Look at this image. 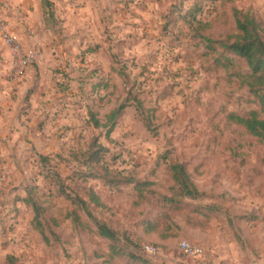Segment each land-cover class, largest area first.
<instances>
[{
  "label": "rangeland",
  "instance_id": "obj_1",
  "mask_svg": "<svg viewBox=\"0 0 264 264\" xmlns=\"http://www.w3.org/2000/svg\"><path fill=\"white\" fill-rule=\"evenodd\" d=\"M1 6L9 29L19 18L35 24L26 47L36 45L41 61L9 81L0 41V264H199L180 253L182 240L202 247L210 264H264V141L227 121L258 107L230 76L244 64L234 58L223 68L226 53L203 43L235 35V10L264 24V0ZM171 164L183 166L198 198L161 200L178 189ZM134 182L152 194L139 199ZM89 190L103 205L92 215L118 242L98 238L67 200ZM149 223L157 230L146 231Z\"/></svg>",
  "mask_w": 264,
  "mask_h": 264
},
{
  "label": "trees",
  "instance_id": "obj_2",
  "mask_svg": "<svg viewBox=\"0 0 264 264\" xmlns=\"http://www.w3.org/2000/svg\"><path fill=\"white\" fill-rule=\"evenodd\" d=\"M233 17L235 21V35L228 37L227 41L217 42L203 37V43L209 52H215V48L213 47L215 43L226 53V55L221 54L217 59V62L221 63L223 68L229 69L232 67L234 58L240 60L244 64L246 68L245 72L241 73L240 71H236L230 76L239 81L240 87L248 90L249 95L257 104L258 109L249 110L242 114L229 113L227 121L230 124L243 129L250 136L260 141H264V24L257 22L247 13H242L237 10L233 11ZM137 104L139 105L138 108L141 109V103L137 101ZM123 109L124 105L111 115L112 118H115V116H117V114ZM91 120L95 128L101 127L99 121L92 115ZM145 126L148 128L149 124H145ZM103 151H105V149L98 146L90 156V162L95 163L96 165L99 164L102 159L99 154ZM169 171L171 178L178 189L174 191V195L172 197H162V201H165L166 203H177L183 198L196 199L200 196L191 184L190 179L182 165L171 164ZM86 177H88V175H86ZM117 184L118 183L112 182L113 187H116ZM133 184L134 190L136 191L139 199L144 198L145 192H151L150 194H152V191L147 188V183L134 182ZM67 200H69L70 204L79 210V212L83 213L84 217L90 224L86 223V228H89V226L92 228L93 226L95 235L98 238L105 239L111 244L118 242L116 231L111 229L106 223L93 216L90 211L91 206L94 208H102L103 206L98 196L93 191H88L87 199L79 197L76 193L75 195L73 194L67 196ZM32 208L35 212L34 220L40 225V223H38V208L35 204H32ZM67 217L71 218L73 224L77 223L78 225L80 223V218L76 212H69ZM156 230L157 225L155 223L146 224V231L152 233ZM40 232L43 234V231ZM44 240H47L45 236Z\"/></svg>",
  "mask_w": 264,
  "mask_h": 264
},
{
  "label": "built area",
  "instance_id": "obj_3",
  "mask_svg": "<svg viewBox=\"0 0 264 264\" xmlns=\"http://www.w3.org/2000/svg\"><path fill=\"white\" fill-rule=\"evenodd\" d=\"M0 41L9 51V71L7 78L14 81L23 76L28 67L37 65L41 61V53L36 45L24 47L16 33L9 29L5 21L0 20ZM180 253L192 260H197L199 264H210L206 258L204 249L200 246L182 240L178 243ZM144 252L148 255H155L154 247H144Z\"/></svg>",
  "mask_w": 264,
  "mask_h": 264
},
{
  "label": "crops",
  "instance_id": "obj_4",
  "mask_svg": "<svg viewBox=\"0 0 264 264\" xmlns=\"http://www.w3.org/2000/svg\"><path fill=\"white\" fill-rule=\"evenodd\" d=\"M7 1L8 0H0V10L3 7L1 5L6 4ZM22 4L24 6V3H22ZM24 9H25V6H24ZM27 9H29V8H27ZM17 12H18V10H17ZM22 22H23V20L21 18H19V24H17V26L14 29L10 25L9 26H10L11 30L18 35V37L21 41V44L26 47L28 45L30 38H28V35L25 33L30 32V28L33 29L35 27V24L34 23H29V24L25 23V25H24ZM3 48H4V51L7 53V56H9V51H8L7 47H5L3 45Z\"/></svg>",
  "mask_w": 264,
  "mask_h": 264
}]
</instances>
